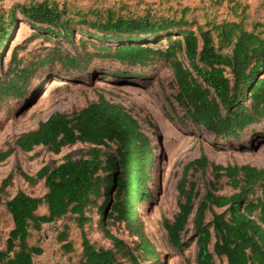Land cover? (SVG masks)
I'll return each mask as SVG.
<instances>
[{"label":"trees","instance_id":"16d2710c","mask_svg":"<svg viewBox=\"0 0 264 264\" xmlns=\"http://www.w3.org/2000/svg\"><path fill=\"white\" fill-rule=\"evenodd\" d=\"M188 11L184 8L180 16L150 12L135 16L114 8L72 13L52 0L17 3L0 11V53L20 20L47 38H55L57 44L70 41L80 31L101 42L97 47L101 56L129 66L164 63L175 77V98L191 121L223 140L240 139L264 119V33L247 29L244 19L201 24L189 19ZM17 56L6 71L7 79L0 77V106L9 97H21L42 66L55 61L81 66L80 58L57 48L23 65ZM77 143L84 145L79 157L68 153L62 162L46 164L35 174L16 168L2 180L0 206L5 209L0 210V228L7 216L12 228L4 241L0 232V242H4L0 264H35L34 257L43 248L31 243L33 232L68 217L81 231L78 264H161L160 252L140 220V205L151 196L155 153L150 137L122 103L100 95L70 113L54 112L36 129L20 133L13 144L1 149L0 162L16 148L27 153L44 145L60 153ZM209 166L214 173L212 189L202 195L190 176L192 171L206 172ZM17 173L31 185L43 180L45 194L18 190L8 196ZM224 177L232 192L217 194L213 189ZM178 191V212L173 219H163L172 247L182 251L189 246L186 235L193 215L197 264H215V256L225 257L227 264H264V168L210 163L202 154L185 166ZM42 206L47 212L41 214ZM95 208L105 235L113 242L111 247L97 246L88 236ZM109 219L123 224L136 238L132 249L107 229ZM70 228L65 222L56 236L67 252L74 248Z\"/></svg>","mask_w":264,"mask_h":264},{"label":"rangeland","instance_id":"374dc122","mask_svg":"<svg viewBox=\"0 0 264 264\" xmlns=\"http://www.w3.org/2000/svg\"><path fill=\"white\" fill-rule=\"evenodd\" d=\"M29 1L31 0H0V11H8L17 3ZM52 1L67 6L72 13L114 8L125 15L139 16L150 12L156 16H180L182 10L188 8L187 17L201 24L207 21L244 19L247 29L264 33L263 0ZM82 37H85V40H82ZM61 43L57 44L55 38H47L45 34H40L20 20L2 48V78H6V71L15 53L18 55V62L23 65L41 59L57 48L63 53L80 58L81 66H67L59 61L42 66L34 72L21 97H9L4 100L0 106V150L13 144L20 133L36 129L40 122L45 121L54 112L70 113L98 100L100 95L113 102L122 103L150 137L155 153L153 180L150 184L151 196L140 205V220L160 252V263L197 264L193 215L190 217L186 235L189 246L182 251L170 245L167 230L163 225L164 217L173 219L179 210L178 183L184 168L202 154L208 157L210 163L225 166L249 163L264 168V119L261 123L252 125L240 139L223 140L203 126L195 125L187 116L185 108L175 98L178 87L174 74L164 63L156 61L145 67L122 64L113 58L97 54L100 52L97 47L101 42L84 36L80 31H76L70 41L64 40ZM162 45L165 46L166 42ZM88 53L96 54L87 56ZM82 148L84 149V145L81 143L64 147L60 153H55L44 145L36 146L27 153L16 148L11 156L0 162V184L13 169L21 168L29 174H35L46 164L62 162L68 153L79 157ZM190 180L197 183L202 195L205 194L212 189V167L209 166L206 172L192 171ZM18 190L42 196L47 188L43 180L31 185L17 173L13 185L8 188V196H13ZM213 190L217 194L232 192L225 177L217 182ZM4 209V205H1L0 210ZM45 212L47 207H40L39 213ZM91 215L92 224L87 226L91 241L97 246H113L112 240L105 235L100 225V215L96 208ZM210 218L211 213L208 212V219ZM65 222L71 227L69 239L74 247L71 252L65 251L56 238ZM11 228L12 221L7 216L0 228L3 241ZM107 229L122 238L129 248L134 247L136 238L129 234L123 224H116L109 219ZM3 241L0 242V248L4 245ZM30 241L43 248V253L34 257L35 264H78L82 255L81 231L71 217L44 224L41 231L33 232ZM215 264H227V260L225 257L215 256Z\"/></svg>","mask_w":264,"mask_h":264}]
</instances>
